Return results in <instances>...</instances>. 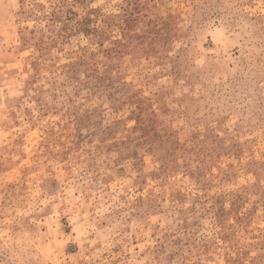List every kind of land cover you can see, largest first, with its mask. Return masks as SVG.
Masks as SVG:
<instances>
[{"label": "rangeland", "instance_id": "obj_1", "mask_svg": "<svg viewBox=\"0 0 264 264\" xmlns=\"http://www.w3.org/2000/svg\"><path fill=\"white\" fill-rule=\"evenodd\" d=\"M0 264H264V0H0Z\"/></svg>", "mask_w": 264, "mask_h": 264}]
</instances>
